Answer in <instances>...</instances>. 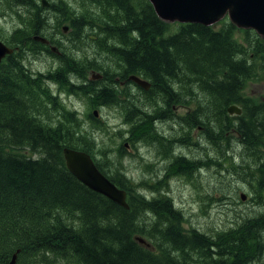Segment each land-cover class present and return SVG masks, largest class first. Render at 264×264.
<instances>
[{
  "label": "trees",
  "instance_id": "16d2710c",
  "mask_svg": "<svg viewBox=\"0 0 264 264\" xmlns=\"http://www.w3.org/2000/svg\"><path fill=\"white\" fill-rule=\"evenodd\" d=\"M85 1L92 6L85 13L69 6L66 0L50 3L49 7L58 24L67 20V15L75 17L72 26L77 33L83 32L85 19L91 20L90 30L95 35L92 44L100 49L96 56L116 58L118 72L103 65L83 67L71 59L57 72L31 74L18 58L27 43L37 51L46 47L30 37H44L37 24L33 25L41 19L40 4L37 0H2L25 29L18 30L23 38L16 44L11 38L10 43L3 40L10 48H18L7 57L9 76L7 66L0 64V264H11L14 254V264H192L190 254L200 256L199 264H258L264 256V242L256 231L264 232V224L260 226L256 220L249 222L245 230L221 232L214 238L197 231L187 236L177 226L179 214L170 201L148 202L133 196L125 175L107 174L105 162L101 163L93 151V137L78 129L74 113L63 110L55 127L39 114H48L51 105L60 109L57 99L44 86L45 81H53L69 95L87 98L90 106L99 109L118 102L116 93L106 86L96 92L99 80L72 84L68 75L83 80L85 69H94L98 72L92 71L90 76L101 74L102 81L110 82L135 75L147 79L148 93L160 95L168 108L174 103L188 105L196 98L187 125L198 123L199 112L204 115L207 111L211 117L210 110L216 107L217 115L210 120L219 121L222 134L232 130L241 137L237 141L243 153L260 161L256 170L264 185V103L242 94L247 81L259 76L264 79L262 40L253 31L237 29L228 19L209 27L174 23L173 33L164 36L171 25L157 17L148 0ZM18 7H26L31 14L33 19L28 24ZM236 32L243 34L242 42L235 38ZM81 43L83 38H77L74 45ZM181 89L185 90L182 96L176 92ZM196 90L206 99L201 97L199 102ZM138 91L141 96L148 94L140 88ZM231 105L241 107L234 122L233 117H227ZM130 108L126 120L130 122L134 112L140 119L131 128L129 141L144 142L150 133L155 138L152 124L146 127L149 114L133 105ZM203 118V131L210 142L215 138V127L205 126ZM88 119L94 129H100L101 119L95 118L93 111ZM68 146L88 154L107 179L126 191L129 209L90 190L69 172L62 155ZM99 153L107 155L106 150L99 149ZM182 159L177 163L179 172L188 174L189 164ZM148 212L158 217L150 227L145 223ZM260 219L264 223V216ZM137 236L150 247L140 243Z\"/></svg>",
  "mask_w": 264,
  "mask_h": 264
},
{
  "label": "rangeland",
  "instance_id": "374dc122",
  "mask_svg": "<svg viewBox=\"0 0 264 264\" xmlns=\"http://www.w3.org/2000/svg\"><path fill=\"white\" fill-rule=\"evenodd\" d=\"M57 1L46 0L47 5L43 6L41 0H37L40 4L38 10L41 19H36L33 25L36 27L37 24L39 34L52 41L55 47L59 49L62 57L67 60L71 61L72 59L83 67L93 65L95 68H102L103 65L111 71L118 72L119 67L116 58L106 54L101 55V59L96 56L100 49L92 44V38L95 35L94 31L90 30L92 28L91 20L85 19L86 24L85 26L82 24L81 28L82 33L75 32V28L72 26L75 17L72 15H67V20H60L58 24L57 19L53 16L56 14L49 7L50 3ZM66 1L69 6L73 5L72 8L82 13L92 7L85 0ZM18 11L27 24L33 19L26 8L18 7ZM30 11L33 12V10ZM96 15L95 13L92 16L96 17ZM169 24L171 27L167 29L164 36L170 35L176 28L174 23ZM64 27L67 28V31L63 33ZM19 29L24 30L25 28H22L20 21L13 13L6 10L2 0H0V36H2L0 40L4 42L3 40L6 38V41L10 43V40L14 39L16 44V41L23 38V34L18 31ZM33 35L31 34L30 37L32 38ZM242 35L236 32L235 38L242 42ZM77 38H83V43L74 45ZM262 42L264 44L263 40ZM30 45L27 43L22 50L21 65L28 69L31 74L44 76L60 69H58L60 66L59 59L52 53L47 54L45 50L48 49L45 46V48H39L37 51ZM36 46L38 45L36 44ZM64 64L67 65L68 63L64 62ZM92 71L98 72L94 69H85V79L83 80L78 79L75 75H68V78L72 84H88L91 81L89 78ZM123 80L121 79V81ZM97 85L95 87L96 92L103 86L110 87L113 93H116L115 97L118 102L108 107L94 108L90 106L87 98L69 95L53 81H45L44 86L57 99L60 109H53V106L48 104L47 106L51 105L49 108L47 107L49 109L48 114L43 111L44 113H40L39 116L48 125L55 127L63 110L74 113L78 129L93 137L95 145L93 151L96 152V158L101 163L105 162L104 169L107 174L110 176L118 172L125 175L126 180L133 187V196L142 197L148 202L152 200L162 203L170 201L173 210L179 214L177 226L184 234L188 233L187 236L197 231L214 238L221 232L224 234L229 232L230 234L232 230H245L250 225L249 222L256 220L260 226L264 224L260 219L264 215V185L256 170L260 161H257L255 157L249 158L246 153H243V146L237 141L241 137L237 136L235 132L227 130L225 133H221L218 127L219 121L216 119L213 121V115L216 116L218 111L216 107L215 109L214 107L211 108V117H208L207 111L204 115L199 112L198 123L187 125L185 121L191 119L193 111L191 109H194L193 101H197L196 98L188 105L183 102L174 103L168 108L160 100H157L162 98L157 94L148 93L141 96L138 88L130 87V93L131 95L133 93L134 96L128 98L124 95L125 88L119 90L121 92L119 93L113 88L114 84L110 81L105 80L103 84ZM184 91V89L176 90L181 96ZM196 93L199 97L198 101L201 102L202 98L205 97L198 94V90ZM242 94L256 102L264 103L263 77L259 76L247 81L244 84ZM132 105L144 113L148 111L150 114L153 110L158 111V107L164 109L159 110L155 114V118L157 115L164 114L168 116L165 121H155L154 116L152 117L150 114V121L147 120L146 127H150L152 124L156 134L155 138L150 133L147 137L149 140H143L144 142L139 141L132 144L129 141L130 130L140 119L135 117L136 112H134L133 119L130 122L126 120V112L129 114ZM95 109L98 110L99 119H101L99 130L94 129L92 122L88 119L90 112ZM227 115V117H233V122L238 117V115L228 112ZM201 117H204L202 120L205 126L215 127L213 130L215 138H210V142L206 140ZM220 124L222 123L220 122ZM159 133L162 136L173 134L175 135L174 140L183 142L181 145H175V142L173 145L171 142L168 145L157 138ZM230 135L235 138L233 139ZM184 142L187 143V147L183 145ZM68 147L67 149L73 150L72 147ZM123 148L125 151L122 150ZM99 149L101 151L106 150L107 155L102 156ZM36 156L38 155L35 154L34 157ZM181 157L189 164L188 174L180 173L178 170L177 163L181 161ZM185 162L182 164L183 167L186 165ZM241 194L245 195V201L241 200ZM145 217H147L145 223L148 227L158 220V217L151 212L145 213ZM256 233L261 236V241L264 242V232L256 231ZM145 244L150 246L149 243ZM190 258L192 264H199V255L191 254ZM258 264H264V256Z\"/></svg>",
  "mask_w": 264,
  "mask_h": 264
},
{
  "label": "water",
  "instance_id": "95a60500",
  "mask_svg": "<svg viewBox=\"0 0 264 264\" xmlns=\"http://www.w3.org/2000/svg\"><path fill=\"white\" fill-rule=\"evenodd\" d=\"M157 17L165 23L200 24L212 26L224 18L238 29L251 30L264 41V0H148ZM46 6V0H41ZM67 28L65 27L64 30ZM34 42L43 45L48 41L40 36L32 37ZM56 52V47H51ZM0 41V62L6 55L12 54ZM100 78V75H91V80ZM129 80L140 89L147 91L150 84L137 77L130 76ZM227 112L240 115L241 109L235 105L228 107ZM98 116L97 111L93 112ZM63 157L69 172L90 190L106 197L122 208L128 209L125 192L118 189L103 174L99 172L89 155L69 150H63ZM241 200L245 195L241 194ZM144 243L143 240L139 239ZM16 254L13 255L11 264L15 263Z\"/></svg>",
  "mask_w": 264,
  "mask_h": 264
},
{
  "label": "flooded vegetation",
  "instance_id": "af4514ba",
  "mask_svg": "<svg viewBox=\"0 0 264 264\" xmlns=\"http://www.w3.org/2000/svg\"><path fill=\"white\" fill-rule=\"evenodd\" d=\"M65 28V27H64ZM64 28H63V33L64 32H66L67 31V29L66 30H64ZM74 36V35H73ZM45 39H46V37H44ZM47 41H48V44H46V45H44V46H46V48H48L49 50H50V48L51 47H55L54 45H52L51 44V42L48 40V39H46ZM15 49L17 50L18 48L17 47H15ZM57 49V51L56 52H53L52 50H50L49 52H51L53 55H55L56 57H57V59H59V61H60V66L58 67V69L59 68H61V67H65V66H67V65H65L64 64V62H70L69 60H67V59H65V58H63L62 57V54L60 53V51H59V49L58 48H56ZM46 51V50H45ZM62 59V60H61ZM7 61V57H5L4 58V60H3V62H4V65H5V67L7 66V72H6V74H7V76H9V72H10V70H9V72H8V69H9V64L6 62ZM9 61V60H8ZM21 59H19L18 58V62H19V64H21ZM57 69V70H58ZM57 70H55V71H57ZM100 76H101V78H99V81H101V83L100 84H103L105 81H102L103 80V76L101 75V74H99ZM129 77L130 76H128V78L127 79H125V80H123V81H121V79H119V78H115L111 83H113L114 84V86H113V88H115V90H117L119 93H121L119 90H121V89H124V95L126 96V97H133L134 96V94L132 93V95H131V93H130V87H134V89L136 88L137 89V86L133 83V82H131L130 80H129ZM123 86V87H122ZM138 90V89H137ZM144 92H149V89L147 90V91H144ZM114 94V93H113ZM157 100H160L162 103H164L165 105H166V102L161 98V99H157ZM167 106V105H166ZM159 108V110H161V109H163V108H161V107H158ZM158 110V111H159ZM164 110V109H163ZM97 112H98V110H96ZM158 111H156V110H153V112L150 114V112H148L147 111V113L148 114H150L152 117L154 116V120L155 121H165L167 118H168V116L167 115H164V114H161L160 116L159 115H157V117L155 118V114L158 112ZM98 115H99V112H98ZM150 116V117H151ZM99 118V117H98ZM159 137H157L159 140L161 139V141L162 142H165L166 144H170V142L172 143V145H173V143L175 142V145L176 144H178V145H181L182 144V142L181 141H176V140H174L173 138H174V136L175 135H166V136H162L161 135V133H159V135H158ZM178 170H180V169H178ZM264 216V215H263ZM257 217H260V216H257ZM262 217V216H261Z\"/></svg>",
  "mask_w": 264,
  "mask_h": 264
},
{
  "label": "bare ground",
  "instance_id": "6f19581e",
  "mask_svg": "<svg viewBox=\"0 0 264 264\" xmlns=\"http://www.w3.org/2000/svg\"><path fill=\"white\" fill-rule=\"evenodd\" d=\"M26 8V7H25ZM31 10V9H30ZM154 129V128H153ZM91 132V131H90ZM152 134V133H151ZM158 136V135H157ZM161 140V139H160ZM154 141V140H153ZM158 142V141H157ZM159 144V143H158ZM251 144V143H250ZM73 151H75V150H73ZM77 152H80V151H77ZM248 152V151H247ZM82 153H84V152H82ZM86 154V153H85ZM200 154V153H199ZM88 155V154H87ZM259 209V208H258ZM252 214V213H251ZM141 219V218H140ZM151 219V218H150ZM235 246V245H234ZM189 251V250H188ZM191 255V254H190ZM199 263V262H198Z\"/></svg>",
  "mask_w": 264,
  "mask_h": 264
}]
</instances>
